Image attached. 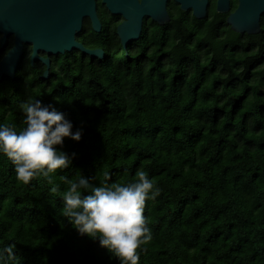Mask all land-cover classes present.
Instances as JSON below:
<instances>
[{
    "label": "trees",
    "instance_id": "trees-1",
    "mask_svg": "<svg viewBox=\"0 0 264 264\" xmlns=\"http://www.w3.org/2000/svg\"><path fill=\"white\" fill-rule=\"evenodd\" d=\"M244 39L177 9L127 55L111 38L103 58H58L47 80L3 77L0 126L19 132L21 105L40 100L82 136L56 146L75 156L51 183L23 184L0 153V251L15 245V264H120L64 216L61 177L124 184L144 170L159 195L139 264H264V47Z\"/></svg>",
    "mask_w": 264,
    "mask_h": 264
},
{
    "label": "clouds",
    "instance_id": "clouds-1",
    "mask_svg": "<svg viewBox=\"0 0 264 264\" xmlns=\"http://www.w3.org/2000/svg\"><path fill=\"white\" fill-rule=\"evenodd\" d=\"M26 127L17 132L11 126H0V153L13 165L16 178L29 184L40 176L49 178L58 169H67L72 156L57 150L65 137L79 141L82 131L73 133V125L55 108L40 100L21 105ZM67 187L63 192L64 216L81 234L99 239L101 247L114 255L120 264H139V251L152 240L145 216L149 200H155L159 189L144 170L129 183H102L94 186L89 179L77 181L61 177ZM110 177H106V180ZM58 191L56 187L51 189ZM15 245L0 251V264H15Z\"/></svg>",
    "mask_w": 264,
    "mask_h": 264
},
{
    "label": "water",
    "instance_id": "water-1",
    "mask_svg": "<svg viewBox=\"0 0 264 264\" xmlns=\"http://www.w3.org/2000/svg\"><path fill=\"white\" fill-rule=\"evenodd\" d=\"M74 2L73 7L67 8L62 14V22L57 29H45V11L43 10L46 0H0V32L8 34L15 32L17 40L12 48L0 60V79L3 75L13 78L18 65L22 50L20 35L26 41L33 42L31 61L37 57V52L43 50L48 54H58L78 49L90 57L102 58L104 52L101 48L90 49L76 42L74 32L81 28L82 18L88 16L95 31L100 30L94 0H65ZM167 0H102V3L113 14H120L124 20L117 25V34L124 49L130 41L139 38L143 16H147L158 24L163 25L169 21L166 10ZM182 10L193 8L196 18L204 16L203 5L205 0H174ZM221 5L223 7H221ZM226 0L218 1V9L223 10ZM264 12V0H239L237 9L227 17V22L233 31L254 34L259 31V17ZM61 12L53 11V17L60 16ZM44 21V22H43ZM2 38V42H3ZM46 69L42 78L49 75L48 58H40Z\"/></svg>",
    "mask_w": 264,
    "mask_h": 264
},
{
    "label": "flooded vegetation",
    "instance_id": "flooded-vegetation-1",
    "mask_svg": "<svg viewBox=\"0 0 264 264\" xmlns=\"http://www.w3.org/2000/svg\"><path fill=\"white\" fill-rule=\"evenodd\" d=\"M95 1V10H96V14H97V18L98 21L100 23V30L97 32L93 29L92 27V23L91 20L88 16H84L82 18V22H81V28L79 30H76L74 32L73 38L76 42H79L81 44H83L85 47L90 48V49H94V48H101L103 50V46H108V41L111 40V38H113V41L115 42H119L122 51L124 52L125 55H127V53L125 52L126 50L128 51V49L130 48V46L132 45L133 41H130L127 45V48L124 49L120 38L117 34V25H119L123 20L124 17L120 14H113L111 13L106 6L102 3V0H94ZM218 1L219 0H205V5H203V9H204V16L202 18H196L193 14V8L189 7L187 8V10H182L180 8V5L174 1V0H167L166 1V10L169 16V21H167L165 24L169 23L172 19V14L174 12L177 11V9L183 11V12H187L188 15H191L193 17H195L196 19L199 20H204L205 22H210V21H214L218 26L221 27H228L231 29L230 25L227 22V17L233 13L238 5H239V0H226V8H224L223 10H219L218 9ZM223 2V0H222ZM68 4L67 8L69 7H73L74 6V2H66L65 0H46L45 4H44V8L43 10L45 11V22L43 24L45 29H57L58 28V24L59 22H62V14L65 10L66 5ZM221 7H223L221 5ZM55 10V12H61V18L60 16H56L53 17V11ZM149 24L151 26H154V24L160 25L158 24L156 21L152 20L151 18L147 17V16H143L142 18V26H141V32L143 30L144 25ZM163 24V25H165ZM161 25V26H163ZM232 30V29H231ZM233 31V30H232ZM140 32V35H141ZM236 32V31H234ZM100 34L97 35L96 34ZM239 33V32H236ZM262 33H264V12L260 14L259 17V31L257 33L254 34H249L247 32H243L240 33L241 35H243V37L245 36L246 38H248L247 40H242L241 44L243 46H248V47H252V46H263L264 47V41L262 40H254V39H249V37L251 36H255L256 37H260V35H262ZM246 34L248 36H246ZM139 35V37H140ZM103 36V41L99 42V38H101ZM25 37V35H20V40L22 43V50L19 56V60H18V65L17 68L15 70L14 73V77L16 76L17 72L24 70L25 72L26 70H28L29 73H37V77L41 80H47L50 77V70L52 67V64H54L55 62H57L58 58H62L65 57L67 53H71V52H78V49H72L69 52H65V53H58V54H48L43 50H39L37 52V57L35 59H33L31 61V55L33 52V42L31 41H26L23 38ZM2 38L3 42H2ZM97 38V39H96ZM96 39V41H95ZM139 39V38H138ZM137 39V40H138ZM17 40V35L15 32H9L8 34H6L4 36V34L2 32H0V60L1 58L7 53V51L12 48L15 44ZM107 41V42H106ZM81 52V51H80ZM104 55H105V51L103 50ZM82 53V52H81ZM86 55V54H85ZM104 55L102 56V58L104 57ZM90 57V56H88ZM40 58H48L49 60V68H48V72L49 75L47 78H42V74L44 72V70L46 69V64L40 59ZM90 58H98V57H90ZM3 77H7L5 75L2 76ZM13 77V78H14ZM1 78V79H2ZM10 78V77H8ZM0 79V80H1ZM12 79V78H11Z\"/></svg>",
    "mask_w": 264,
    "mask_h": 264
}]
</instances>
